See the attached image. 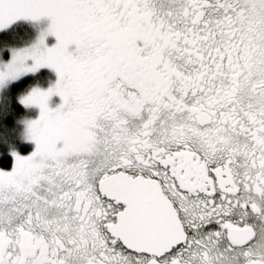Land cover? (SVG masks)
I'll return each instance as SVG.
<instances>
[{
  "label": "snow or ice",
  "instance_id": "1",
  "mask_svg": "<svg viewBox=\"0 0 264 264\" xmlns=\"http://www.w3.org/2000/svg\"><path fill=\"white\" fill-rule=\"evenodd\" d=\"M0 264H264V0H0Z\"/></svg>",
  "mask_w": 264,
  "mask_h": 264
}]
</instances>
